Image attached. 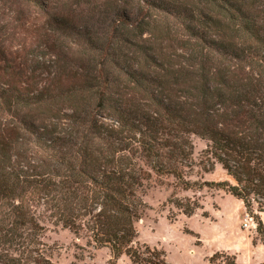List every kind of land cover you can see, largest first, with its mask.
I'll return each instance as SVG.
<instances>
[{
  "label": "trees",
  "instance_id": "16d2710c",
  "mask_svg": "<svg viewBox=\"0 0 264 264\" xmlns=\"http://www.w3.org/2000/svg\"><path fill=\"white\" fill-rule=\"evenodd\" d=\"M193 136L234 183L188 179ZM153 178L187 217L177 190L256 204L264 245V0H0V264H54L47 223L171 264L136 245Z\"/></svg>",
  "mask_w": 264,
  "mask_h": 264
},
{
  "label": "rangeland",
  "instance_id": "374dc122",
  "mask_svg": "<svg viewBox=\"0 0 264 264\" xmlns=\"http://www.w3.org/2000/svg\"><path fill=\"white\" fill-rule=\"evenodd\" d=\"M66 1H91L104 5L116 0ZM192 142L193 167L187 171L188 179L200 183H234L219 164L214 170L205 171L203 152L207 143L197 136L192 137ZM162 182L164 185L153 178L151 187L143 196L148 208L143 219L136 224V245L147 244L164 250L171 264H225L226 261L231 262L233 256L237 264L264 263V245L257 233L256 204L253 212L247 211L242 201L217 187L177 190L179 198L201 205L193 216L187 217L168 201L173 192L174 179L164 178ZM247 218L251 221L245 227ZM43 239L51 249L54 264H109L111 259L109 249L89 246L86 239L77 238L69 230L51 223L46 224ZM117 264L131 262L128 257L122 256Z\"/></svg>",
  "mask_w": 264,
  "mask_h": 264
},
{
  "label": "built area",
  "instance_id": "2783aa9c",
  "mask_svg": "<svg viewBox=\"0 0 264 264\" xmlns=\"http://www.w3.org/2000/svg\"><path fill=\"white\" fill-rule=\"evenodd\" d=\"M251 221V219H249V218H247L246 220H245V227H248L249 226V222Z\"/></svg>",
  "mask_w": 264,
  "mask_h": 264
},
{
  "label": "crops",
  "instance_id": "0c3cea01",
  "mask_svg": "<svg viewBox=\"0 0 264 264\" xmlns=\"http://www.w3.org/2000/svg\"><path fill=\"white\" fill-rule=\"evenodd\" d=\"M261 215H262V221L264 223V213H262Z\"/></svg>",
  "mask_w": 264,
  "mask_h": 264
}]
</instances>
